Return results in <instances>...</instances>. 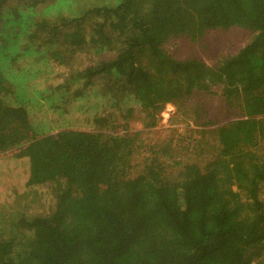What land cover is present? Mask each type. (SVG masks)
<instances>
[{"label":"trees","instance_id":"16d2710c","mask_svg":"<svg viewBox=\"0 0 264 264\" xmlns=\"http://www.w3.org/2000/svg\"><path fill=\"white\" fill-rule=\"evenodd\" d=\"M231 28L252 37L213 66L164 48L169 39L195 43L207 30ZM27 57L48 66L47 103L70 111L94 94L114 108L111 119L139 117L144 128L115 135L101 129L110 118L95 114L100 130H60L25 144L28 104L8 72L23 76L17 62ZM214 87L240 109L237 119L217 124L193 102ZM166 105L190 114L184 135L169 129L157 135L163 140L147 142L145 130ZM14 148L0 174L1 204L40 189L49 206L37 216L12 209L8 220L0 206V264L260 259L264 0H0V154Z\"/></svg>","mask_w":264,"mask_h":264},{"label":"rangeland","instance_id":"374dc122","mask_svg":"<svg viewBox=\"0 0 264 264\" xmlns=\"http://www.w3.org/2000/svg\"><path fill=\"white\" fill-rule=\"evenodd\" d=\"M251 34L248 31L231 28L225 31L223 30H207L206 33L195 43H190L184 37H178L169 39L164 48L176 58H185L189 55H196L208 66H213L214 63L222 56L235 53L238 49L243 47L250 39ZM87 58V57H86ZM31 58H23L17 62V65L22 66L25 74L22 76L21 72L9 73L8 80L14 84L18 90V96L22 95V100L28 104V114L30 119V129L27 132V139L24 142L28 143L30 137H41L47 134H55L60 130L73 129V130H85L94 131L100 130L98 126L91 122V118L95 114L100 116H106L110 119L105 124L103 130L114 133L115 135L122 136L127 130L130 132H136L144 128V123L139 117H134L129 121H123L119 119H111V115H114V108L111 104L101 100L94 94L76 101L74 105L68 110L67 105L62 102L47 103L42 98L44 91H47L48 86L53 84L52 81L46 82L42 71H47V64L38 63L33 64L30 62ZM6 68L8 65H4ZM15 69H11L12 72ZM34 72L35 75H27ZM30 72V73H31ZM211 94H197L193 102H199L207 110L208 116L211 120L217 121V124H222L231 120L237 119V113L240 112L239 108L228 107L223 101L220 95V88L214 87L211 89ZM124 106L134 107L131 101L124 102ZM59 109H57V108ZM175 106L166 105L159 119L154 127L146 129L144 138L147 142L155 143L163 140V138L157 139V135L164 137L169 129H174L177 136L184 135L186 128L185 121L191 118L187 112H177ZM67 113L62 114L61 112ZM172 120V122H171ZM176 120V122H175ZM190 126V125H189ZM188 127V126H187ZM194 128L193 126H190ZM178 139V138H177ZM213 139L209 140L211 144ZM23 143V144H24ZM19 149L14 148L8 152L0 154V174L2 175L7 171L6 164L13 158L15 152ZM0 175V176H2ZM3 190V188H1ZM21 199L15 200L7 208L6 204H1L4 198H0V206H3L6 210H3L4 219L8 220L9 213L12 209L20 207L24 210L23 213H34L35 216L40 214H46L48 210V204L43 196V192L40 189L25 190ZM0 194H3L0 192ZM25 206L32 208L31 210L25 209ZM9 209V210H8ZM33 215V214H31ZM3 229L0 228V230ZM5 235L0 231V236Z\"/></svg>","mask_w":264,"mask_h":264},{"label":"built area","instance_id":"2783aa9c","mask_svg":"<svg viewBox=\"0 0 264 264\" xmlns=\"http://www.w3.org/2000/svg\"><path fill=\"white\" fill-rule=\"evenodd\" d=\"M261 194L264 197V184L261 187ZM250 264H264V254L260 259L253 260Z\"/></svg>","mask_w":264,"mask_h":264},{"label":"clouds","instance_id":"9594fccd","mask_svg":"<svg viewBox=\"0 0 264 264\" xmlns=\"http://www.w3.org/2000/svg\"><path fill=\"white\" fill-rule=\"evenodd\" d=\"M207 65V64H206Z\"/></svg>","mask_w":264,"mask_h":264}]
</instances>
